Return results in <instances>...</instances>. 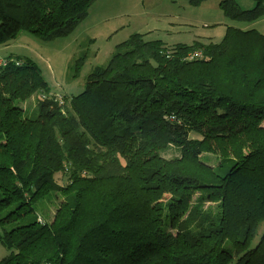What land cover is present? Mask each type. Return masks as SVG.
Segmentation results:
<instances>
[{
	"label": "trees",
	"instance_id": "trees-1",
	"mask_svg": "<svg viewBox=\"0 0 264 264\" xmlns=\"http://www.w3.org/2000/svg\"><path fill=\"white\" fill-rule=\"evenodd\" d=\"M95 1L0 0V45L22 30L69 35ZM219 6L237 22L264 16V0ZM6 61L0 264H264L263 32L228 25L219 41L172 44L132 33L72 96L33 58ZM33 95L29 117L16 102ZM50 195L53 217L27 220Z\"/></svg>",
	"mask_w": 264,
	"mask_h": 264
},
{
	"label": "rangeland",
	"instance_id": "rangeland-1",
	"mask_svg": "<svg viewBox=\"0 0 264 264\" xmlns=\"http://www.w3.org/2000/svg\"><path fill=\"white\" fill-rule=\"evenodd\" d=\"M237 1L244 9L256 5V0ZM219 2L207 0L193 6L188 0H96L87 18L71 34L46 40L32 31L22 30L16 38L0 45V62L11 55L31 57L55 94L72 96L84 91L88 74L95 67L107 63L115 45L135 32L146 33L147 39L161 38L170 44L192 43L201 38L219 41L228 25L255 28L264 33V16L250 24L233 21L224 14ZM83 55L87 60L79 75L74 76L73 63ZM39 97L33 95L16 103L25 109L26 116L33 117L37 113ZM173 154L170 152L168 157ZM209 163L216 165V156L211 155ZM55 200V196L50 195V198L39 201L37 212L29 215L27 220L34 219L36 215L46 220L52 218ZM263 229L264 224L260 231ZM9 253L0 243V258Z\"/></svg>",
	"mask_w": 264,
	"mask_h": 264
},
{
	"label": "built area",
	"instance_id": "built-area-1",
	"mask_svg": "<svg viewBox=\"0 0 264 264\" xmlns=\"http://www.w3.org/2000/svg\"><path fill=\"white\" fill-rule=\"evenodd\" d=\"M6 62H7V61L5 60V61H1L0 63H2V64H6Z\"/></svg>",
	"mask_w": 264,
	"mask_h": 264
},
{
	"label": "crops",
	"instance_id": "crops-1",
	"mask_svg": "<svg viewBox=\"0 0 264 264\" xmlns=\"http://www.w3.org/2000/svg\"><path fill=\"white\" fill-rule=\"evenodd\" d=\"M2 59H6V58H2ZM2 59H1V60H2Z\"/></svg>",
	"mask_w": 264,
	"mask_h": 264
}]
</instances>
